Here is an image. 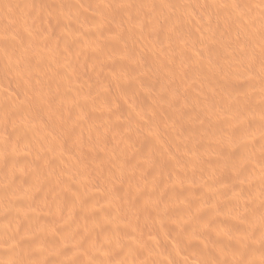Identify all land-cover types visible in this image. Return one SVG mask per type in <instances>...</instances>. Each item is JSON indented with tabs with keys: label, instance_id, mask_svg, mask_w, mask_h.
I'll return each mask as SVG.
<instances>
[{
	"label": "rangeland",
	"instance_id": "obj_1",
	"mask_svg": "<svg viewBox=\"0 0 264 264\" xmlns=\"http://www.w3.org/2000/svg\"><path fill=\"white\" fill-rule=\"evenodd\" d=\"M263 27L264 0H0V264H264Z\"/></svg>",
	"mask_w": 264,
	"mask_h": 264
},
{
	"label": "bare ground",
	"instance_id": "obj_2",
	"mask_svg": "<svg viewBox=\"0 0 264 264\" xmlns=\"http://www.w3.org/2000/svg\"><path fill=\"white\" fill-rule=\"evenodd\" d=\"M262 31H263V36H264V27H263V29H262ZM235 32H237L238 34H241V36H247V37H249V36H253V34H252V30L250 29V28H247V27H245V28H240V29H238V30H235ZM257 38H258V36L256 35V34H254V36H253V40L254 41H258L257 40ZM130 39V38H129ZM130 42H133V41H130ZM258 42H260V41H258ZM132 44V43H131ZM136 43H134V45H135ZM94 44L93 43H90V46H93ZM95 46H97V45H95ZM102 46V45H101ZM105 46V45H104ZM257 47L259 48V50L260 51H264V41L263 42H261V43H258L257 44ZM102 51H103V49L102 48H100ZM99 49V50H100ZM105 50H107V49H105ZM98 51V50H97ZM250 52L251 51H253V50H249ZM101 52V51H100ZM241 52V51H240ZM242 53H244V52H242ZM98 54H100V53H98ZM248 53H246L245 55H247ZM110 55V54H109ZM242 55H244V54H242ZM101 56V55H100ZM100 56H99V58H100ZM103 56H106L105 54H103ZM109 57V56H108ZM111 57V58H110ZM109 58H110V60H109V62H110V64L111 65H117V62H120L117 58H116V56H115V54H111V56H110ZM104 59V58H103ZM108 60V59H107ZM105 62V61H104ZM107 62V61H106ZM108 63H106L105 65H107ZM66 90V89H65ZM69 94V93H68ZM71 94H72V91H71ZM66 97V96H65ZM73 98V97H72ZM68 99H69V96H68ZM75 100V99H74ZM69 101H72V99H70ZM74 103V102H73ZM261 117V116H260ZM261 121L263 122L264 121V115H262V117H261ZM31 160H32V158H31ZM121 166H122V164H121ZM120 168V167H119ZM32 187V186H31ZM33 187H35V186H33ZM63 187V186H62ZM61 188V187H60ZM66 188H67V186H66ZM63 189H65V187L63 188ZM45 190V189H44ZM52 191H54V189L52 190ZM154 191V190H153ZM29 192V191H28ZM44 192V191H43ZM65 192V191H64ZM32 193H34V192H32ZM60 193V192H59ZM26 194H28V193H26ZM32 195V194H31ZM43 195V194H42ZM45 196V195H44ZM43 198V197H42ZM66 198H68V197H66ZM47 199V198H46ZM67 200V199H66ZM159 206H161V205H159ZM38 207H40V206H38ZM158 208V207H157ZM165 208V207H164ZM40 210V209H39ZM161 210H163L162 208H161ZM262 211V210H261ZM161 213V212H160ZM163 213V212H162ZM168 214V213H167ZM167 214H163V216H161L162 218L160 219V220H162V221H164V218L166 219V216L164 217V215H167ZM258 215H260L261 217L264 215V212H260V213H257ZM159 217H160V215L159 214H157ZM256 215V214H255ZM158 216H156V217H158ZM168 216H169V214H168ZM106 218H109V217H106ZM114 218V217H113ZM118 218V217H117ZM116 217L112 220V219H106L105 221H106V224H108V225H106L105 224V226H107V227H111L112 229L113 228H117V229H119V227H121L122 226V220L120 221L119 219H117ZM122 218V217H121ZM170 218V217H169ZM169 218H167L166 220H165V222L167 221V223H168V221L170 220ZM169 219V220H168ZM125 220V219H124ZM127 221V220H126ZM161 221V222H162ZM164 222V223H165ZM129 223V220L127 221V224ZM160 223V222H159ZM125 224V223H124ZM161 225V224H160ZM44 226V225H43ZM127 227H126V229H130L131 230V227H128L129 225H126ZM132 226V225H131ZM124 228H125V225L123 226ZM110 228V229H111ZM123 228V229H124ZM161 228H162V226H161ZM121 229V228H120ZM125 229V230H126ZM158 229H159V227H158ZM60 230V229H59ZM160 230V229H159ZM120 231H122V230H120ZM56 232V231H55ZM71 232V231H70ZM65 233V232H64ZM64 233H60V234H64ZM68 233V232H67ZM57 234V233H56ZM53 235H54V233H53ZM155 235V234H154ZM22 236V235H21ZM217 237H220V236H217ZM248 237V236H247ZM22 238V237H21ZM75 238H77V237H75ZM179 239L181 238V237H178ZM183 238L184 237H182L181 239L183 240ZM221 238V237H220ZM37 239V238H36ZM252 239V238H251ZM251 239H249V238H247V239H245V241H244V243H242L241 245H249V247H251V245H253L252 247H254L255 246V244H256V240H251ZM66 241H68L67 240V238L65 239ZM162 240H164V239H162ZM167 240L168 239H166L165 241L166 242H162L161 244H156V243H154L153 241H151V240H149V241H151L150 242V244H148V245H166V247L164 248V250L166 249H168V247H167V245H170V243L169 242H167ZM173 240H175V239H173ZM56 241V240H55ZM73 241H75V239L73 240ZM77 241V243L76 244H78V241L79 240H76ZM176 241L177 240H175V243H176ZM54 242V241H53ZM60 242V241H59ZM143 242V241H142ZM31 243V242H30ZM48 243V242H47ZM50 243V242H49ZM48 243V244H49ZM64 243V242H63ZM148 243V242H147ZM172 243V242H171ZM178 243V242H177ZM180 243V242H179ZM183 243V242H182ZM181 243V244H182ZM53 244H55V242L53 243ZM60 244V243H59ZM71 244H73V243H71ZM173 244V243H172ZM180 244V245H181ZM237 244H239V243H237ZM57 245V244H56ZM55 245V246H56ZM143 245H145V244H143ZM240 245V244H239ZM31 246H33V245H31ZM51 246V245H50ZM76 246V245H75ZM177 246H179V245H177ZM57 247V246H56ZM73 247V245L70 247V248H72ZM151 247H154V248H150V250L152 249V250H154L153 252H157V251H159V250H162V247L159 249V248H157V246H151ZM172 247V246H171ZM248 247V246H247ZM255 247H257V246H255ZM254 247V248H255ZM260 247V246H259ZM31 248V247H30ZM48 248H49V246H48ZM55 248V247H54ZM69 248V249H70ZM49 249H51V247L49 248ZM73 249V248H72ZM253 249V248H252ZM259 249V248H258ZM257 249V250H258ZM29 251L30 250H32V248L31 249H28ZM52 250V249H51ZM147 251L149 250V249H146ZM152 250H151V252H152ZM163 250V251H164ZM169 250L171 251V252H174V249L172 248V249H170V247H169ZM18 251V250H17ZM16 251V252H17ZM73 251V250H72ZM1 252V251H0ZM15 252V251H14ZM15 252V253H16ZM37 252H39V251H37ZM61 252H62V250H61ZM68 252H69V250H68ZM155 252V253H156ZM160 252H162V251H160ZM159 252V253H160ZM165 252V251H164ZM22 253H24V252H22ZM34 253V252H33ZM35 253H36V251H35ZM73 253H75V252H73ZM167 253V252H166ZM14 254V253H13ZM21 254V253H20ZM20 254H19V256H20ZM28 254L29 253H27V256H28ZM37 255L36 256H38V253H36ZM76 255H78L77 253H75ZM164 255V254H163ZM14 256V255H13ZM13 256H11V257H13ZM25 256V255H24ZM150 256H152V260L151 261H153V258L155 257V256H153L152 255V253L151 254H148V258L150 257ZM14 258V257H13ZM16 258V257H15ZM20 258V257H19ZM38 258V257H37ZM37 258H35V259H37ZM48 258H51V257H48ZM151 258V257H150ZM149 258V259H150ZM30 259H31V257H30ZM155 259V258H154ZM157 259V260H156ZM155 259V261H156V264H168L167 263V260H164L163 262H161V258L159 257V259L158 258H156ZM32 260V259H31ZM209 260V259H208ZM22 261H23V259H22ZM27 261H28V259H27ZM71 261V260H70ZM147 261V260H146ZM150 261V260H149ZM71 262H73V261H71ZM77 263V262H76ZM75 263V264H76ZM135 263V262H134ZM133 263V261H131V263L130 264H134ZM137 263V262H136ZM147 263H148V261H147ZM151 263V262H150ZM153 263V262H152ZM39 264H45V263H39ZM48 264V263H47ZM74 264V263H73Z\"/></svg>",
	"mask_w": 264,
	"mask_h": 264
}]
</instances>
